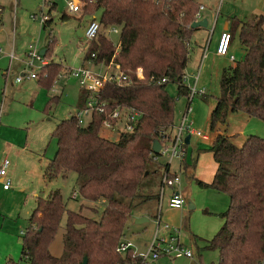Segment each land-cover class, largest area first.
<instances>
[{
    "label": "trees",
    "instance_id": "16d2710c",
    "mask_svg": "<svg viewBox=\"0 0 264 264\" xmlns=\"http://www.w3.org/2000/svg\"><path fill=\"white\" fill-rule=\"evenodd\" d=\"M80 1L84 4L83 16L92 19L99 13L97 20L101 25V32L89 45L84 60L94 66H107L113 59L121 70L128 72L125 85L106 83L99 101L107 103L108 112L115 108L132 110L139 117L132 122L131 131H119L116 141L101 135L103 116L96 113L86 125L71 116L56 126L51 136L57 148L46 167L45 179L52 181L74 173L78 195L95 205L81 206L79 212H73L67 210L58 191L51 192L46 199L37 198L22 234L20 261L83 264L86 258L87 264H140V258L131 250L120 255L116 248L126 239L134 211L155 198L157 185L149 177L152 166L160 161L152 151V143L171 136L168 132L174 124L175 99L167 92V86L174 84L178 97L189 94L182 79L197 31L190 26L201 4L195 0ZM55 8L54 4L50 9ZM2 12L0 5V26ZM50 22L51 19L43 25V30ZM112 27L118 30L116 43L107 35ZM227 32L232 37L231 48L238 40L244 55L236 67L227 66L221 71L219 96L210 115L211 131L221 133L208 149L216 171L210 184L196 182L201 188L227 195L229 205L219 215L223 225L206 242L205 249L218 252V264H263L264 138L250 136L238 147L219 128L226 127L229 116L235 113L264 122V16L232 21ZM53 44L47 46L44 55L48 61ZM115 44H119L117 54ZM137 68L144 72L143 81L134 75ZM62 70L60 64L50 60L42 68L38 83L51 89ZM151 77L167 81L151 84ZM81 94L82 106L89 94L84 90ZM54 100L55 97L49 99L46 111ZM164 174H170L165 163L159 180ZM144 190L148 193L144 194ZM84 209L91 216L83 215ZM64 216L63 252L54 257L49 248ZM158 218L159 215L154 220Z\"/></svg>",
    "mask_w": 264,
    "mask_h": 264
},
{
    "label": "rangeland",
    "instance_id": "374dc122",
    "mask_svg": "<svg viewBox=\"0 0 264 264\" xmlns=\"http://www.w3.org/2000/svg\"><path fill=\"white\" fill-rule=\"evenodd\" d=\"M66 1L56 0V8L50 15L49 27L43 30L39 21L31 20V15L37 14L42 7L40 0H0L2 11H4L0 41L3 40L4 46H13L16 52L20 51L23 54L26 51L28 54V46H32L40 52L47 49L50 43H54L51 48L50 60L63 66L62 72L54 82V84L56 83L55 87L52 88L55 92L57 91L55 94L59 97L46 113L43 110L48 98L49 91L47 89L37 87L36 80H24L22 84H16L15 80L20 77L21 70L11 71L9 65L5 83L0 74V156L2 152L8 153L10 166L7 174L11 181L9 192L0 191V264H8L9 258L12 259L13 264H25L20 261L21 232H24L28 226V219L36 206L37 198L46 199L51 192L58 191L67 210L73 212H79L81 206L92 207L95 205L84 201L78 195L74 173H68L65 178L59 177L52 181H47L44 176L46 167L53 159L57 148L56 140L51 136L53 130L62 120L68 119L74 116L76 111H80L78 108L81 104L80 98L78 100L80 88L78 81L70 75V69L84 67L99 73L105 71L103 65L94 66L84 60L88 50V47L83 44L85 42L84 32L86 23L91 17L83 16V12L82 14H69ZM196 1L205 8H212V14L207 10L202 11V15L208 21L206 32L202 31L205 45L203 50L198 51L193 43L194 38L191 41L189 61L184 70V75L188 80L183 83L185 86H190L193 83L192 79L197 76L199 71L200 55L206 49L209 58L202 64L197 82V90H205L206 96L196 94L193 97L188 121L192 123V128L195 131H200L203 135H212L210 115L216 107V98L219 96V78L223 67L221 61L212 58L218 35L222 27L232 24V21H250L256 15L264 16V0ZM42 8L44 13L48 12L47 6ZM63 16L68 18L63 20ZM95 17L98 18L99 13ZM110 40L116 43L118 37L110 36ZM193 48H195L194 51ZM238 52L240 55V51ZM238 59H240L239 56ZM25 72H29L26 67ZM50 91L52 92V90ZM167 92L175 99L174 124L168 132L173 135L186 111L188 100L186 96H177L174 84L167 86ZM240 117L246 116L240 113L235 115L234 124L232 121L228 122L226 127H220L219 130L225 133L231 125H239L238 128H240V125L246 124L239 119ZM85 119L87 117L84 118V123L87 124ZM252 121L264 125V122L260 120L253 119ZM124 126V122H121L113 130L103 128L101 135L116 141L120 134L119 131H124ZM245 129H247V135L257 131V128L252 124H249ZM200 140L202 138L193 135L190 148H196L197 143H202ZM159 143L165 144V141L162 140ZM190 148L187 153L188 163L192 154ZM159 161V165L152 166L149 177L157 185L154 192L152 191L155 198L141 204L133 214V217L144 214L149 221L137 225L133 223L134 220H131L128 224L126 238L135 243L143 244L154 233V217L160 213L162 202L164 204L168 200V189H165L163 198H160L159 195V179L163 171V163H166V160L160 159ZM174 172L179 174L177 159L171 163L170 173ZM179 177L184 190H188V198L195 208L189 210L184 205L181 212H172L171 220H174L177 227L180 228V239L183 244L202 256V264H218V252L206 250L205 245L223 225V220L219 215L227 210L229 198L211 188L199 187L195 180H188L184 174H180ZM146 193L148 191L144 190V194ZM73 194L76 195V199L72 198ZM81 212L83 215L91 216L86 209ZM161 213L166 216L164 208ZM65 220L64 216L58 233L49 248L54 257L61 256L63 252ZM173 230L171 226L168 229L169 232ZM196 260V257L175 259L173 264H193Z\"/></svg>",
    "mask_w": 264,
    "mask_h": 264
},
{
    "label": "built area",
    "instance_id": "2783aa9c",
    "mask_svg": "<svg viewBox=\"0 0 264 264\" xmlns=\"http://www.w3.org/2000/svg\"><path fill=\"white\" fill-rule=\"evenodd\" d=\"M40 1L42 2V7H48V12L44 13L43 8L41 7L37 14L31 15V20L39 21V23L43 27V25L50 19V8H52L56 0ZM221 1L222 0H220V2ZM66 5L69 14H82L83 12L82 10L84 4L80 0H67ZM204 10L205 7L203 5H200L198 8V12L194 17V22L203 20L202 11ZM100 32L101 25L97 18L93 17L92 19L88 20L84 32L85 42L83 44L89 47V45L98 37ZM117 34L118 30L113 27L109 28L107 31L108 38ZM231 46V34H229V32L227 31H222L216 43L215 55L220 58H226L231 66L236 67L239 59L236 58L235 54L231 52ZM115 50V54H117L119 50V44H115ZM207 56L208 54L205 49L201 55L197 76L192 79L193 83L190 86H186L189 91V94L186 96L188 104L186 107V111L180 120V124L176 127V133L171 135L170 138L162 139L163 141H165V144H160V150L157 154V156H159L158 161L160 159H165V164L170 165L174 159H177L178 161H182L184 159L186 155V145L184 139L187 135H195L199 138L207 140V138L200 131H195L192 128V123L188 121V114L191 110L190 103L192 102L193 97L196 94H205V90H197V82L200 69L204 61L207 59ZM92 57L94 58V56ZM10 59H12V55L10 56ZM47 64L48 61H46L45 58L41 56L38 51H36V49H34L32 46H29V52L27 54V59L25 62V66L26 68H28L29 72L26 75L23 74L20 77L16 78L15 81L17 83H20L24 79L38 80L42 68ZM103 67H105V71L100 73L93 71L90 68L84 67L69 71L70 75L78 81L80 89L86 91L89 94L84 107L80 111L76 112L74 116L82 125H86L84 123V118L87 117L91 119L92 114L96 113L103 116L101 124L104 129L113 130L114 127H116L119 123L124 122V131H131L132 122L137 117H139L138 113L132 110L124 112L119 108H115L111 112H108L106 109L107 103L99 101V93L102 91L105 84L108 82H113L117 86L125 85L128 81V72H124L123 70H121L120 65L114 63L113 59L107 66ZM36 70H38V72H36ZM134 75L138 81H143L145 79L144 72L141 68H137L134 72ZM187 80V76L184 75L182 81L185 83ZM166 81V78L156 79L155 77H151L149 79V83L151 84H163ZM9 166V159L5 156L2 157L0 160V185L4 191L9 190L11 186L10 180L7 177V170ZM179 182V176L173 174H164L161 178V187L159 192L160 198H163L165 189L174 188L179 184ZM75 197L76 195L73 194V198ZM184 205V196L179 192L173 191L168 199V206L171 209H181ZM155 223L156 229L153 239L145 252L137 251L132 243L125 240L119 243L116 248V252L120 255H125L129 250H131L134 256L140 258V264H151L163 257L174 260L193 258L192 251L183 244V242L179 238V235H177V231L164 236L163 234L165 232H163V234H160V231H167L169 227L165 224L160 223L159 218L155 221ZM21 234H23V232H21Z\"/></svg>",
    "mask_w": 264,
    "mask_h": 264
},
{
    "label": "crops",
    "instance_id": "0c3cea01",
    "mask_svg": "<svg viewBox=\"0 0 264 264\" xmlns=\"http://www.w3.org/2000/svg\"><path fill=\"white\" fill-rule=\"evenodd\" d=\"M55 7H56V4H55ZM211 9L212 8H210V7L205 8V10H207L208 13L212 14ZM53 10L54 9H51L50 10V14H51V12ZM3 12H2V15H1V17H2V25L0 26V29L3 26V20H4L3 19ZM203 19H205L204 16H203ZM207 25H208V21H207ZM229 27H231V24L225 25L224 28L222 27L220 33L222 31H228ZM206 29L199 28V29H197V31L194 34V37L193 38H194V42H196L195 48L198 51L199 50H203V48H204L205 41H203L204 39H203L202 31L203 32H206ZM220 33H219V35H220ZM219 35H218V37H219ZM113 36H115V35H113ZM235 44H234L233 49H231V52L235 54L236 58H238V56H239L240 59H241L243 57V55H244V51L240 48V42L238 40L236 41ZM237 45H238V47H237ZM195 48H193L192 50L194 51ZM43 50H45V54H46V49H43ZM237 50L240 51V53H241L240 55H239V52ZM11 55H12V59H10V56ZM207 58H209V55H208ZM212 58L218 59L219 61H221L223 63L222 69L225 68V67H227V66H231V64L228 63V61H227L226 58L217 57L215 55V52L212 53ZM26 59H27L26 51H24V53L22 54V52H20V51H17L16 52L15 51V48L13 46H11V47H8V46L5 47L4 46V43H3V40L1 39V41H0V74L3 77L2 80L4 81V83H5L6 72L9 69L8 68V65L11 66V71L12 70H21V75L28 74V72H25V67H26L25 66V62H26ZM48 63H49V61H48ZM62 68H63V66H62ZM222 69H221V71H222ZM70 70H72V69H70ZM220 74H221V72H220ZM24 80H34V79H24ZM23 81H21L20 83H17L16 82V84H22ZM36 82H37L36 83L37 84V87L43 88L41 86V84L38 83V80H36ZM55 84L53 85L52 88L55 87ZM52 88L48 90L49 92H48V98H47V102L45 104V108H46V105H47L49 99L55 97V100L54 101H57L56 99H58V97H59L57 94H55V93H57V91L55 92ZM43 89H45V88H43ZM50 90H52V92ZM81 92H82V89H80V94H79L78 100H79V98L81 96ZM86 100H85V102H86ZM85 102L83 103L82 106L80 105V107H78V108H80V110L84 107ZM43 112L46 113V110L44 109ZM76 112H78V111H76ZM237 114H239V113H235V114L229 116L228 122H231L232 121L233 124H234V120H235L234 118H235V115H237ZM240 114H243V113H240ZM243 116H246V117H240L239 119H241V121L243 120V123H246V124L240 125V128H238L239 125H237V126L231 125V127L228 128L227 132L224 133L227 137H231L232 138V140L235 143V145H238L240 147L244 145L245 141L250 136H253V135L254 136H257L258 135L259 137L264 138V125H262L260 123H254L256 121H252L253 119L254 120H259V119L251 118V117H249V116H247L245 114H243ZM85 120L87 121V124H88L89 121H90V118H87ZM249 124H252L254 127L257 128V131L254 132L256 134H254L253 132H250L251 134H248L247 135V129H245V128ZM218 133H221V132H218ZM218 133L217 132H213L212 135L205 134L204 136L207 138V140H204V139L200 140V141H202V143L201 144L197 143L196 144V148H190L191 147V137L193 136V135H190L189 144L188 145L185 144L186 145V155H185V157H184V159L182 161H178L179 174L176 173V172L170 173V171H171V164L169 165V173L170 174H173V175H176V176H179L180 174H182V175L184 174V176L188 180L201 181V182H203L205 184H210L212 182V180H213V177H214V174H215V171H216V164L214 163L212 154L208 151V149L210 148L212 141L214 140L215 136ZM238 140H239V142H238ZM236 142H238V144H236ZM189 148L191 149V152H192L191 155H194V156L192 157L190 155V161L188 163V154L187 153L189 151L188 150ZM4 156L8 158V153L7 152H2L1 153V156H0V160ZM7 173H8V170H7ZM7 177H8V174H7ZM10 183H11V181H10ZM160 184H161V180H160ZM10 189H11V186H10ZM10 189L7 190V191H4L2 189V187H1L0 191L9 192ZM173 191L179 192L184 197L185 196L189 197L188 190L186 189V191H185L184 188H183V186H182V184H181V178H180V182H179L178 185H176L174 188L168 189V199H169V197H170V195H171V193ZM192 205H193V203H192ZM163 208L165 210L166 216H163V213H161L163 211ZM170 209L171 208L168 206V200H166V203H164V204L162 202V207L160 209V213L158 214L159 217H160V223L167 225L169 228H170V226L173 227L174 230L172 232L177 231V233H178L177 235H179V238H181V236H180L181 230H180V228L177 227L176 222L174 220H171V217L173 215L172 212H178V211L181 212L182 211V208L181 209H171V210ZM140 217H146V216H144V215H137V216H135L132 219V221L135 220V219H138ZM153 222H154V225H155L156 224L155 223V220ZM133 223H134V221H133ZM155 229H156V225H155ZM163 232H165V233L163 234ZM172 232H169L168 230L167 231H160V234H163L164 236H167V234L172 233ZM154 233H155V231H154ZM154 233H152V235L149 236L147 238V240L143 244L142 243H135L132 240H130L129 238H126L125 240H127V242L132 243L135 246V248L137 249V251H139V252H145L146 249H147V247L149 246L150 242L153 239ZM181 241H182V239H181ZM187 248L192 251L193 258L194 257L197 258V260L193 264H202V259H201L202 256L199 255V254H196L191 247H187ZM173 262H174V259H169V258L163 257V258H160L158 261L153 262L151 264H173ZM8 264H13L11 258L8 259Z\"/></svg>",
    "mask_w": 264,
    "mask_h": 264
},
{
    "label": "water",
    "instance_id": "95a60500",
    "mask_svg": "<svg viewBox=\"0 0 264 264\" xmlns=\"http://www.w3.org/2000/svg\"><path fill=\"white\" fill-rule=\"evenodd\" d=\"M191 29H206L207 28V20L203 19L202 21H198V22H193L190 26ZM39 54L41 56H44L45 54V50H41L39 52ZM189 140H190V135H187L184 139V142L186 145L189 144ZM160 150V143L157 140H154L152 143V151L155 155H157L159 153ZM184 204L188 207L189 210L194 209V206L192 205L191 201L189 200V198L187 196L184 197ZM149 220L146 217H140L138 219L134 220V223L137 225L143 224V223H147ZM83 264H87V259L84 258L83 260Z\"/></svg>",
    "mask_w": 264,
    "mask_h": 264
}]
</instances>
